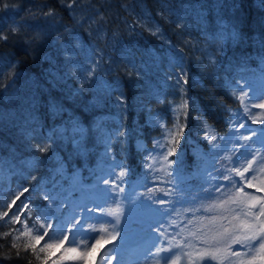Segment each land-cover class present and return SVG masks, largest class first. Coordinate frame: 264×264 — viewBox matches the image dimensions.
<instances>
[{
    "label": "trees",
    "instance_id": "1",
    "mask_svg": "<svg viewBox=\"0 0 264 264\" xmlns=\"http://www.w3.org/2000/svg\"><path fill=\"white\" fill-rule=\"evenodd\" d=\"M0 35V264H68L28 247L30 222L103 169L153 204L215 211L197 168L227 174L241 87L264 78V0H0Z\"/></svg>",
    "mask_w": 264,
    "mask_h": 264
},
{
    "label": "rangeland",
    "instance_id": "2",
    "mask_svg": "<svg viewBox=\"0 0 264 264\" xmlns=\"http://www.w3.org/2000/svg\"><path fill=\"white\" fill-rule=\"evenodd\" d=\"M94 23L98 26L96 20ZM250 82L242 85L240 94H248L245 101L251 115L245 112L243 102L233 116L235 133L227 139L233 150L229 155L225 175L230 177L233 185L225 187L227 181L224 176L214 178L204 165L197 168V171L210 179L208 185H219V191L210 190L218 197L212 207H216L215 211L203 212L194 202L188 205L178 201L172 204H153L148 198H141L140 190L136 188L130 192H120L119 189L123 187L116 182L113 170L103 169L102 174L89 183L74 178L72 182L78 186L76 195L64 192V195H48L44 213L30 222V225L36 227V233L45 231L40 228L41 224L52 226L47 228L49 235L41 240L43 245L46 242L51 245L47 247L51 253L62 249V258L67 259L68 264H164L163 260L158 261L153 255L161 248L171 250L161 253L168 257L167 264H173V260L176 264H239L235 257L230 260L201 259L197 253L207 247L202 243L206 236L212 235L222 226L228 227L230 223L236 224L243 220V213L249 211L247 206L254 202L253 198L257 202L250 209L252 213H258L259 201H264V147H261L264 141V109L254 107L264 103V78L257 77ZM241 125L244 127L241 128ZM245 137L248 139L245 140ZM249 162H252L253 167L245 173L246 183L232 169L243 171ZM196 172L192 171L193 174ZM170 178V191L174 192L168 196L175 197L178 192L186 189L188 183H182L186 176L180 169L173 170ZM105 180L110 182L105 184ZM111 181L116 182L115 187ZM236 181L240 182L239 187ZM233 199L242 200L243 203H232ZM221 204V207H217ZM10 205L14 206L12 202ZM113 209L117 210L116 215L109 214ZM17 217L19 214L15 215V221ZM101 228L106 230L101 232ZM98 239L102 241L100 244H96ZM231 248L241 251L239 244H232ZM85 252L87 255L80 259V255Z\"/></svg>",
    "mask_w": 264,
    "mask_h": 264
},
{
    "label": "snow or ice",
    "instance_id": "3",
    "mask_svg": "<svg viewBox=\"0 0 264 264\" xmlns=\"http://www.w3.org/2000/svg\"><path fill=\"white\" fill-rule=\"evenodd\" d=\"M75 0H73V3ZM70 7L72 5H69ZM45 16H53L54 13L52 11L44 13ZM0 39H7L6 36L0 35ZM247 93H243L240 97L241 101L245 104V112L248 113V104L245 101V98L247 97ZM181 107H186V105H182ZM254 107H258L261 109H264V103L254 105ZM251 115V113H248ZM255 122V121H254ZM207 127V126H206ZM241 128L244 127V125L240 126ZM208 135V132H205V136ZM248 138L245 137V140ZM212 140H215V137H212ZM176 142V141H174ZM261 147H264V141L261 142ZM39 151L45 152L47 151V148L40 147ZM174 152V149H170L166 156H164V160L167 161L169 164H171V161H168V156H171ZM163 155V153H161ZM259 155V154H258ZM253 160H255V157H253ZM252 162H249L248 167H245L243 171H241L239 168H233L232 171L236 173L242 180H244L247 183V177H245V173L249 171L250 168H252ZM121 176L125 175L124 172L120 173ZM224 180H230L229 176H224ZM110 181L105 180L104 183L108 184ZM113 186H116L115 181H111ZM239 181H236L237 187H239ZM249 186H251L249 184ZM220 189L217 188V191ZM242 191V189H240ZM262 189H257V191H260ZM29 189L25 188L23 191L16 197V200L20 199V196H22L25 192H28ZM120 192H123L124 189L120 188ZM151 191V190H150ZM167 195V193H165ZM16 200L12 201V204L16 203ZM253 203L248 205L249 211L244 212L243 216L244 219L240 220L239 223L231 224L228 227H221L220 229L216 230L212 235L206 236L204 240L202 241L203 244L207 245V247L204 249V251L197 253V255L204 259L205 257L210 258L211 260H230L232 257L238 258L239 264H264V201H259L260 203V210L258 213H252L250 211L251 208H254L256 206V200L253 198ZM232 203H243V201H237L236 199H233L231 201ZM23 204V201L21 202ZM160 203H165L164 200H160ZM226 203V202H222ZM221 205H217V207H221ZM11 207V205L9 206ZM31 207L30 204H23V209H21L19 206H17V211H26L29 210ZM111 215H116L117 210L113 209L110 210ZM5 216L8 215V213L4 214ZM251 216L252 219L249 220L248 217ZM17 221H20V217L16 218ZM233 219H237L236 217H233ZM24 227L27 228V232L20 231V235H32V233L35 231L33 228L28 227V223L25 221ZM52 227L51 225L41 224L40 228L45 229L43 233H36L34 235V244L28 245V247H31L35 249L36 245L40 243L41 240L45 239V236H48L47 228ZM95 230V229H93ZM106 229L101 228L99 231L103 232ZM49 238H51L49 236ZM65 239H68V237H65ZM101 240H96V244H100ZM75 243V241H73ZM232 244H239L241 246V251H236L231 248ZM44 247H51V245L45 243ZM92 247H96V245H92ZM244 249H247V251H243ZM43 251V248L41 249ZM170 249H158L156 253H154V257L159 260H163L164 264H167L168 257L162 256V252H170ZM87 255V253H83L80 255V259H84V257ZM111 264V262H109ZM173 264H176V261L173 260Z\"/></svg>",
    "mask_w": 264,
    "mask_h": 264
}]
</instances>
